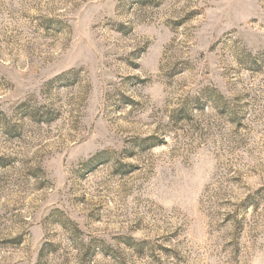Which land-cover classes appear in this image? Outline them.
Instances as JSON below:
<instances>
[{
	"label": "rangeland",
	"instance_id": "1",
	"mask_svg": "<svg viewBox=\"0 0 264 264\" xmlns=\"http://www.w3.org/2000/svg\"><path fill=\"white\" fill-rule=\"evenodd\" d=\"M0 264H264V0H0Z\"/></svg>",
	"mask_w": 264,
	"mask_h": 264
}]
</instances>
